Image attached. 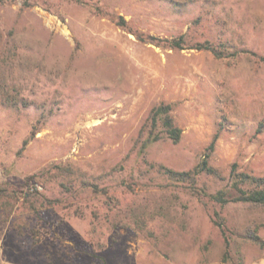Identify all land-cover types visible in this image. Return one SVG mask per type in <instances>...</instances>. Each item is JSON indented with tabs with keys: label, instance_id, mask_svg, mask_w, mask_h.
<instances>
[{
	"label": "rangeland",
	"instance_id": "rangeland-1",
	"mask_svg": "<svg viewBox=\"0 0 264 264\" xmlns=\"http://www.w3.org/2000/svg\"><path fill=\"white\" fill-rule=\"evenodd\" d=\"M234 165L264 177V0L0 3V261L264 264V204L213 197Z\"/></svg>",
	"mask_w": 264,
	"mask_h": 264
},
{
	"label": "trees",
	"instance_id": "trees-1",
	"mask_svg": "<svg viewBox=\"0 0 264 264\" xmlns=\"http://www.w3.org/2000/svg\"><path fill=\"white\" fill-rule=\"evenodd\" d=\"M4 0H0V3ZM140 39L147 41L148 39L140 36ZM185 36L182 35L179 38H173L167 40L168 44L172 48L185 49L195 48L198 50H209L213 52L217 57L224 55V50H221L218 46L212 43L210 40L197 41L190 45L187 44ZM220 46L224 47L225 44L221 43ZM172 106L170 104H161L155 107L150 115V127H149V140L155 141L160 139L162 136L156 131L159 123L163 126L166 135L171 138L174 142H178L182 137V128L176 125L171 115ZM216 137L213 139L210 148L215 145ZM200 171L213 172V168L209 165V161L205 158L199 165L193 170L189 171H173L169 170L170 173L179 176L181 179L194 180L195 175ZM232 176L234 177V183L232 189H221L213 195V197L221 202L226 203L230 201L234 202H248L254 204H264V177H258L248 172H237L236 166L234 165ZM234 190L235 192H231ZM6 192V188L0 189V198L3 197Z\"/></svg>",
	"mask_w": 264,
	"mask_h": 264
},
{
	"label": "built area",
	"instance_id": "built-area-1",
	"mask_svg": "<svg viewBox=\"0 0 264 264\" xmlns=\"http://www.w3.org/2000/svg\"><path fill=\"white\" fill-rule=\"evenodd\" d=\"M0 256H1V251H0ZM0 264H8V263L0 261Z\"/></svg>",
	"mask_w": 264,
	"mask_h": 264
}]
</instances>
